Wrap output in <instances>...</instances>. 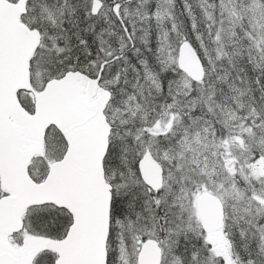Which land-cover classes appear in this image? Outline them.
Returning a JSON list of instances; mask_svg holds the SVG:
<instances>
[{"label": "snow or ice", "instance_id": "6c2138e0", "mask_svg": "<svg viewBox=\"0 0 264 264\" xmlns=\"http://www.w3.org/2000/svg\"><path fill=\"white\" fill-rule=\"evenodd\" d=\"M0 264H264V0H0Z\"/></svg>", "mask_w": 264, "mask_h": 264}]
</instances>
